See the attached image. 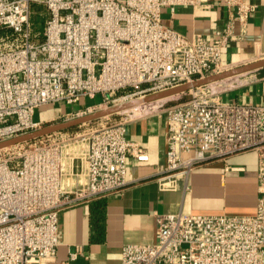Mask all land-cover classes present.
Returning <instances> with one entry per match:
<instances>
[{
	"label": "built area",
	"instance_id": "2783aa9c",
	"mask_svg": "<svg viewBox=\"0 0 264 264\" xmlns=\"http://www.w3.org/2000/svg\"><path fill=\"white\" fill-rule=\"evenodd\" d=\"M200 4L0 0V141L48 124L34 118L44 105L92 98L98 110L226 70L221 54L233 39V23L244 30L255 6L225 0L234 14L211 40L162 22V7ZM35 12L44 16L42 29L34 28ZM215 84L163 109L167 139L159 178L173 186V176L186 177L199 164L253 151L255 213H156L153 242L124 244L121 264H264V104L225 100V87ZM126 122L107 116L81 133L61 131L0 149V264H72L81 254L74 246L56 260L58 213L120 193L128 183L127 159L149 158L126 137Z\"/></svg>",
	"mask_w": 264,
	"mask_h": 264
},
{
	"label": "crops",
	"instance_id": "0c3cea01",
	"mask_svg": "<svg viewBox=\"0 0 264 264\" xmlns=\"http://www.w3.org/2000/svg\"><path fill=\"white\" fill-rule=\"evenodd\" d=\"M254 4L244 30L234 21L232 38L221 54L225 68L264 58V0ZM235 7L225 0H201L200 6L162 7V22L187 37H220ZM217 82L221 97L244 104H264V68ZM96 99L81 98L70 105L58 102L36 109L34 118L48 122L93 109ZM146 107V106H145ZM141 107L117 118L126 122V137L149 154L146 161L127 159V185L120 192L80 204L58 213L56 260L67 258L68 249L81 248L72 264H121V248L127 243L148 244L154 240L156 213L184 212L211 215H252L256 211L257 156L253 151L226 160L197 165L185 177L176 175L170 186L159 178L165 168L167 120L163 110ZM226 167L239 168L228 169ZM52 264V263H42ZM165 264V263H160Z\"/></svg>",
	"mask_w": 264,
	"mask_h": 264
},
{
	"label": "water",
	"instance_id": "95a60500",
	"mask_svg": "<svg viewBox=\"0 0 264 264\" xmlns=\"http://www.w3.org/2000/svg\"><path fill=\"white\" fill-rule=\"evenodd\" d=\"M262 68H264V58L244 63L235 67H231L221 72L209 75L205 78L197 79L192 82H187L167 90L148 94L143 98H137L130 101L115 104L106 108L94 110L92 112L81 114L70 119L48 123L38 129L0 141V149L10 147L16 144L33 141L35 139L50 135L52 133L65 131L85 123L96 121L103 117L120 114L133 108L139 107L141 105L176 98L181 96L182 94H186L187 92L196 87L230 79L232 77L250 73Z\"/></svg>",
	"mask_w": 264,
	"mask_h": 264
},
{
	"label": "rangeland",
	"instance_id": "374dc122",
	"mask_svg": "<svg viewBox=\"0 0 264 264\" xmlns=\"http://www.w3.org/2000/svg\"><path fill=\"white\" fill-rule=\"evenodd\" d=\"M33 8L35 10H37V8H39V6H34ZM32 21H33L34 28H36V29H42V27H43V21H44V16H39L37 14V12H35L34 15H33ZM227 69H229V68H227ZM253 72H255V71H253ZM250 73H252V72H250ZM233 78H236V77H233ZM228 80H230V79H228ZM190 96H191V93L190 92H187L186 94H182L181 96L176 97V98L168 99V100H165V101H158V102H154V103H150V104H145V105H142V106L133 108L131 110L137 111L139 108L145 107V106L146 107H149V108L151 107V108H153L155 110H163L167 106H170V105L174 104L175 102H178V101H181V100H186V99L190 98ZM91 111H94V109H92ZM110 117L113 120H114V118L117 119L116 116H110ZM56 121H59V119L57 118V119L51 120V121H49L47 123H53V122H56ZM95 125H97V123H85V124H82L80 126H77L74 130H65V131H71L74 134L75 133H81V132H84V131H86V130H88L90 128H94Z\"/></svg>",
	"mask_w": 264,
	"mask_h": 264
},
{
	"label": "trees",
	"instance_id": "16d2710c",
	"mask_svg": "<svg viewBox=\"0 0 264 264\" xmlns=\"http://www.w3.org/2000/svg\"><path fill=\"white\" fill-rule=\"evenodd\" d=\"M76 127H73V128H70V129H68V130H74Z\"/></svg>",
	"mask_w": 264,
	"mask_h": 264
},
{
	"label": "bare ground",
	"instance_id": "6f19581e",
	"mask_svg": "<svg viewBox=\"0 0 264 264\" xmlns=\"http://www.w3.org/2000/svg\"><path fill=\"white\" fill-rule=\"evenodd\" d=\"M213 84H215V83H213ZM154 103V102H153ZM142 106V105H141Z\"/></svg>",
	"mask_w": 264,
	"mask_h": 264
}]
</instances>
